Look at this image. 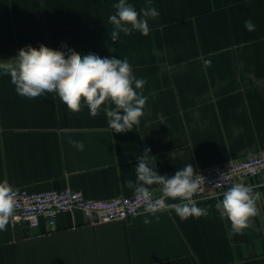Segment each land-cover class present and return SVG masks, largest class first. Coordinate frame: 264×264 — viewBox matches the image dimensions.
<instances>
[{
	"label": "crops",
	"instance_id": "0c3cea01",
	"mask_svg": "<svg viewBox=\"0 0 264 264\" xmlns=\"http://www.w3.org/2000/svg\"><path fill=\"white\" fill-rule=\"evenodd\" d=\"M118 2L0 0V60L41 44L127 58L147 97L140 123L116 133L104 110L114 106L95 118L86 106L71 113L55 93L18 95L0 72V182L107 199L134 194L127 181L136 182L146 148L155 170L168 176L188 163L198 172L264 150V0H152L159 16L147 18L149 34L121 33L113 42L109 16ZM128 2L137 11L146 6ZM248 19L254 31L245 28ZM69 140L82 141L83 151ZM237 183L260 193L259 214L242 234L220 218L222 195L198 200L208 215L186 220L173 210L158 220L143 211L91 224L81 211L63 212L55 228L45 219L36 226L10 220L0 231V264H264V174Z\"/></svg>",
	"mask_w": 264,
	"mask_h": 264
},
{
	"label": "clouds",
	"instance_id": "9594fccd",
	"mask_svg": "<svg viewBox=\"0 0 264 264\" xmlns=\"http://www.w3.org/2000/svg\"><path fill=\"white\" fill-rule=\"evenodd\" d=\"M146 0V6L137 9L128 0L113 4L115 14L109 16L113 26L110 38L119 40L120 34L130 35L138 31L147 36L150 32L148 19H155L159 12ZM248 31L255 30L251 19L245 21ZM64 47H67L64 45ZM14 58V59H13ZM6 61L0 60V72L10 76L18 95L34 99L45 93H55L71 113H79L86 106L89 115L95 118L104 107L109 127L116 133L133 130L140 123L147 97L142 89L146 84L143 78L137 79L127 58L100 57L94 53L82 55L74 49L56 50L41 44L38 48L26 46ZM205 66L211 61L205 60ZM139 90V91H138ZM161 124L163 116H160ZM69 143L83 151L82 141L69 140ZM150 148L137 157L136 182L127 181V187L134 190L138 200L147 202L144 213L159 219L158 213L173 210L181 219L200 218L208 215V208L198 207L194 197L200 192L198 173L190 163L180 168L174 175H160L155 163H150ZM158 186L162 198L150 201L151 186ZM16 190L7 181L0 182V231L7 230L16 210ZM260 193L242 183L233 184L222 193V199L215 204L221 219L231 225V234H242L251 226L252 218L259 214L257 201ZM180 201L168 203L166 201ZM145 225L152 220L145 217Z\"/></svg>",
	"mask_w": 264,
	"mask_h": 264
},
{
	"label": "built area",
	"instance_id": "2783aa9c",
	"mask_svg": "<svg viewBox=\"0 0 264 264\" xmlns=\"http://www.w3.org/2000/svg\"><path fill=\"white\" fill-rule=\"evenodd\" d=\"M197 173L201 190L194 199L198 201L220 196L238 181L264 174V150L243 160L213 164ZM13 188L16 190V210L11 219L14 225L36 226L41 219H45L50 227L55 228L60 213L74 211H81L91 224L126 221L142 213L147 203L138 200L134 194L95 199L70 187L37 192L29 191L24 186ZM158 198H162V192L159 188L152 189L148 202Z\"/></svg>",
	"mask_w": 264,
	"mask_h": 264
}]
</instances>
